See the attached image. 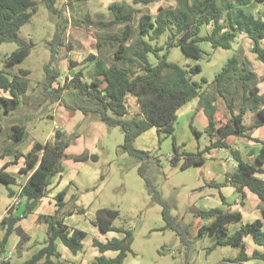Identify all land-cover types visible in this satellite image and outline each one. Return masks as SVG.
<instances>
[{
	"label": "trees",
	"instance_id": "trees-1",
	"mask_svg": "<svg viewBox=\"0 0 264 264\" xmlns=\"http://www.w3.org/2000/svg\"><path fill=\"white\" fill-rule=\"evenodd\" d=\"M47 9L59 14L56 0H40ZM133 3L148 4L154 0H131ZM256 2L261 10L256 14L247 12L245 7ZM113 16L108 21H97L99 27L124 24L120 33H111L106 37L97 39V49L103 43L116 44L113 51L114 60L106 64L104 59L98 58L94 62L93 76L89 81L83 79V71L79 69L66 75L63 83L57 82L60 72L52 65L60 46L63 45L65 34V19L56 25L51 40L48 42L50 56L43 65V78L40 81V96L42 100L56 103L61 101L69 110H80L84 114L94 113L97 119L108 127L119 126L123 132L121 148L129 155L141 160L137 171L143 179L152 200L158 203L165 227L176 232L182 244L190 243L187 236L186 225L180 224L170 212V205L165 200L147 173L150 151L137 148L134 141L137 136L155 127L157 132L164 130L169 134L174 131V122L177 109L189 99L198 96L207 116L205 132L209 137L215 138L208 146L195 153L179 152V145L173 135L175 155L170 157V162L176 164L180 156L183 157L181 168L189 165H198L204 161L203 153L211 148L221 147L228 150L237 167L229 174L228 182L239 193L240 200L245 198L244 189L255 193L260 200V209L264 219V180L256 174L264 173V141L252 137L260 142V150L256 155L259 165L247 163L241 159L240 152L226 142L230 135L247 136L248 129L264 124V94H258L256 74L249 68L245 61L238 57H230L222 69L215 75V90L222 98L225 97L226 86L239 80L242 94L238 110L233 108V99L227 103L229 117L225 122L217 125L214 117V96L207 97L202 90V82L191 80V76L201 69L199 64L183 67L169 61L170 48L177 46L186 55L200 58L201 49L198 43L207 40L213 48H230L231 42L237 34L243 32L250 39L251 51L255 58L264 63V0H175L174 5H158L154 14L147 12L140 15L138 20L140 47H135L131 54L128 50L127 40L131 38L129 22L132 21L133 11L124 10L120 3H111L109 6ZM37 9V0H0V44L16 42L18 47L6 56L5 63L12 64L23 60L33 46L31 40L26 41L18 34L19 28L27 23ZM87 17V16H86ZM212 25L210 32L200 35L201 26ZM164 32L168 36L164 44L151 43L149 39L156 40ZM163 51L162 54L160 52ZM149 53L156 58L155 64L149 60ZM93 59V55H89ZM120 60L125 66L117 63ZM28 69L20 68L18 73L5 71L0 68V110L3 114L12 113L26 96L29 88ZM264 80V76L259 78ZM134 97L138 111L129 112V98ZM70 100L71 103L67 102ZM60 104V103H59ZM61 105V104H60ZM252 125L244 123L247 113H253ZM189 128L195 137L200 132L192 125ZM1 116H0V130ZM27 131L21 124H13L11 132L7 135L0 148V158L11 156L0 168V182L7 186L8 196H19L22 201V212L13 216L11 210L3 216L1 224L5 228L3 238L0 240V254L4 252L8 236L15 232L18 236L17 250L28 249L34 245L39 248L29 259L16 263L10 259L1 260L0 264H66L57 250L56 240H60L68 250L75 254L82 249L81 240L86 232L71 228L65 222L66 215L72 208L66 207L64 200L65 189L55 194L56 207L50 214H39L38 222L46 223L47 227L41 240H33L18 221L28 217L39 205L40 200L49 193L51 179L63 170V160L85 161L94 159L86 153L80 155H67L65 149L76 137L75 133L65 136L61 130L56 129L51 141H35L26 153L19 150L25 141ZM22 165L17 168V175L27 176L20 189L9 188V184H17V175L6 171L9 165ZM83 213V208H77ZM194 215L201 219L198 234L208 235L212 243L208 249L217 246L231 245L240 247V252L228 260L245 261L259 259L264 261V230L260 218L241 224L233 232L229 231V224L240 221L242 215L239 211H230L220 207L208 209H195ZM118 210L108 207L98 208L95 212L96 224L102 233L109 231L123 233L121 238L112 237L105 241L93 238L92 245L100 253L92 264H123L128 253L132 252V234L120 226H115L113 221L118 216ZM250 236L253 242L261 249H254L247 254L244 237ZM117 251L113 257H107L105 251ZM186 264H192L186 261Z\"/></svg>",
	"mask_w": 264,
	"mask_h": 264
},
{
	"label": "rangeland",
	"instance_id": "rangeland-1",
	"mask_svg": "<svg viewBox=\"0 0 264 264\" xmlns=\"http://www.w3.org/2000/svg\"><path fill=\"white\" fill-rule=\"evenodd\" d=\"M120 3L124 10H132L133 18L129 22L131 28V38L127 40L128 55L135 47H140L138 20L143 13H155L158 5H172L175 0H154L148 4L133 3L131 0H56V7L59 14L50 12L40 0H37V9L30 20L19 28V36L26 41L31 40L34 44L29 54L21 61L16 63H5L6 56L18 47L16 42H5L0 44V68L5 71L18 73L20 68L28 69L29 88L23 102L9 114H3L0 110L1 126L0 148L7 135L11 132L13 124H23L27 131L26 145L32 139L38 141H51L56 129H64L67 135L75 133L76 137L70 143V148H76L80 136L81 139L93 138L98 136V141L93 145L92 150L96 153L98 160H89L83 163H68L63 175V183L60 188H66V200L69 202L71 193H75L76 199L72 203L83 207L87 211L86 216L79 215L76 210L74 218L85 223L89 228H85L89 234L91 218H94L98 208L108 207L118 210V216L113 221L115 226L130 230L132 234L131 249L125 257L123 264H247L241 261L225 260L226 257H233L240 252V247L223 245L213 250L208 249L212 243V238L208 235H199L198 226L201 219L194 215L195 209H208L215 207V201L206 196L211 190L218 194L221 187L228 186L219 183L217 188L210 186L209 179L219 181V177L212 172L203 176L207 170H211L214 162L225 167H232L235 161H226V157H231L226 150H217V161L206 158L204 164L189 165L181 168L183 157L180 156L176 164L170 162V157L175 155L173 147V135L176 144L183 143L181 150L194 151L197 143L203 146L206 139L197 140L189 128V121L197 107L202 106L198 96L189 99L181 105L177 111V119L174 123L172 134L164 130L150 129L141 137L148 136L150 157L148 158L147 173L161 196L170 205V212L176 217L177 221L186 225L190 243L182 244L176 232L169 227H165V221L161 215L162 207L154 202L148 193L143 179L138 174V167L141 160L127 154L122 148L123 132L119 126L108 127L105 125L106 133L98 132L88 122V119L80 121L71 127L72 120L67 122V116L58 113H68V118L80 113H72V110L64 109L63 103L59 101L50 103L42 100L40 96V81L43 78V65L48 61L50 49L48 42L51 40L57 24L65 19L66 30L63 36V45L59 47L55 56L53 66L60 72L58 80H64L66 75L72 71L82 69L84 76L88 79L89 74L94 70V62H89V55L97 54L103 57L107 63L114 60L113 51L116 44L103 43L97 49L96 41L106 37L111 33H120L124 29V24L112 25L109 27H99L97 21H108L113 14L109 9L111 3ZM247 12L254 14L261 10L260 4L252 2L245 7ZM87 16V17H86ZM212 25L201 26L200 35L210 32ZM168 32H164L156 40L144 36L145 40L151 43L164 44ZM101 40V39H100ZM198 46L201 49L200 58H193L186 55L179 47L170 48L168 60L175 62L183 67H191L199 64L201 69L191 76V80L202 82V90L205 96L217 99L218 110L223 112L224 117H229L227 103L233 99V108L238 110L241 100V86L239 80L230 82L225 89V97L222 98L215 90V75L226 64L227 60L236 56L240 61H245L249 68L255 71L264 69V63L255 58L251 51V42L246 37L237 36L231 42L230 48H213L207 40L200 41ZM163 51L160 52L162 54ZM149 60L155 64L157 58L149 53ZM122 64V61L119 62ZM73 70H69V69ZM70 71V72H69ZM259 78H256L258 81ZM60 82V81H59ZM61 83V82H60ZM264 87V81L260 84ZM67 102L71 103L70 100ZM213 104L216 107L215 100ZM66 108V107H65ZM74 111V110H73ZM89 115H95L89 113ZM205 116L203 113L192 118V125L197 130H202ZM253 118H249L248 122ZM60 127V128H59ZM24 143L20 145L23 150ZM28 148L30 146L27 145ZM26 149V148H24ZM206 153V152H205ZM204 153V154H205ZM232 158V157H231ZM67 163V162H66ZM263 174V173H261ZM258 174L257 177L261 178ZM262 179V178H261ZM263 180V179H262ZM226 185V186H225ZM9 188L18 189L17 184H9ZM59 189V187H58ZM7 186L0 182V210L2 211L10 198L7 193ZM234 195L230 196L232 210L239 206L233 203ZM239 199V198H238ZM240 201V199H239ZM239 203V202H238ZM32 216V215H31ZM29 216L28 218H31ZM26 222V220H24ZM23 221V222H24ZM23 225L28 228L25 225ZM29 222V221H28ZM245 221H236L229 224V231L233 232ZM93 228V227H92ZM29 229V228H28ZM110 236L120 237L122 233L111 232ZM101 239L109 236L99 233ZM38 239L44 237V232L37 234ZM88 238L83 242L88 245ZM246 244V243H245ZM249 246H247L248 249ZM67 250V249H66ZM252 264H264V261L254 259Z\"/></svg>",
	"mask_w": 264,
	"mask_h": 264
},
{
	"label": "crops",
	"instance_id": "crops-1",
	"mask_svg": "<svg viewBox=\"0 0 264 264\" xmlns=\"http://www.w3.org/2000/svg\"><path fill=\"white\" fill-rule=\"evenodd\" d=\"M172 5H174V4H172ZM237 36H240V37L244 36L248 40H250L246 36V34H244L243 32L237 34ZM100 47H98V49H100ZM126 54H128V50H127ZM92 55H93V59H89L90 60L89 62H91V63L95 62L98 58L104 59L100 55H97V54H92ZM104 61H105L106 64L110 63V62L107 63L105 59H104ZM119 62H120V60H117L118 65L125 66L124 62H122V64H120ZM69 70L71 71L73 69L71 68ZM77 70H79V69H77ZM77 70H75V71H77ZM251 70H253V69H251ZM253 71L255 72V74H256V76L258 78H260L261 76H264V69H262L261 71H255V70H253ZM73 72H74V70L72 71V73ZM92 76H93V72L91 74H89V76H88L89 78L88 79H86V77L83 75V79L89 81ZM262 81H264V80H260L259 79L257 81V84H256L257 87H258V94H264V87L260 86ZM214 100L216 102V108H215L216 110H215L214 117H215V119L217 121V125H220L223 122H225L228 117H224L222 115L223 112L220 113V111L218 110V107H217V99L215 98ZM129 102H130L129 103V105H130L129 106V112L133 113V112L138 111V107H137V104L135 102V98L131 97L129 99ZM62 109H63V106L59 108L58 113L67 116V122H69V120H72L71 127H73L75 124L79 123L80 121L88 119V122L90 124H92V127L95 130H97L98 132H101V133L104 131L106 133V130L104 128L105 124L100 122L95 115H91L90 116L89 114L82 113L80 110H74V111L72 110V113L73 112H75V113L78 112L80 114H77L75 116H72V117L68 118L69 114L68 113H64V111L61 112ZM64 109H67V107L66 108L64 107ZM177 111H178V109H177ZM177 111H176V119H177ZM201 113H203V115L205 116L206 119L204 121L203 117L201 116V120L203 121L202 122L203 123L202 130H198L200 132V135H199L198 138L197 137H195V138L197 140H199V138L200 139H206L204 145L200 146L199 143H197V147H196V149L194 151L181 150L180 152L184 151V152L195 153V152H197L199 150H202L206 146H208L211 141L215 140V138L211 139L209 137V135L205 132V128L207 126L208 120H207V116H206V114L204 112L203 106L197 107V109L194 111V113L192 114L191 117L194 118L197 115H201ZM253 116H254V112L253 113H247L245 115V117H244V123L246 125L251 126L253 120L252 121L250 120L248 122V119L252 118ZM21 125H23V124H21ZM24 128H25V126H24ZM154 128L155 127H150L147 131H149L150 129H154ZM60 130L63 132V134L65 136H67V134L65 133L64 129L60 128ZM147 131L143 132L142 134H140L139 136L136 137V139L134 141V145L137 148L149 151V148H150L149 144L151 143L152 139L149 140L148 136H145V138H143V139L141 138V137H144L142 135H144ZM247 132L249 133L250 137L230 135V136H228L226 138V142L228 144H230V146L232 148H235V149H237L240 152L241 159L243 161H245L247 163H252L254 165H259L257 163V161H256V155L259 152L261 145H260V142L254 141L252 139V137H255V138H258L259 140H263L264 141V124H261V125H258L256 127L251 128V129H248ZM35 141H38V140L32 139L31 142L27 144V145L30 144V146L28 148V146L26 145V140H25L23 142L24 143L23 150H21L20 148H19V150L21 152H23V153H26L28 150H30V148L32 147V145H33V143ZM45 141H47V140H45ZM45 141H40V142H45ZM77 141H78V144H77L76 148L71 149L70 145H68L66 147V149H65V153L67 155H80V154L86 153L88 156H94V159H88V160H85V161H74V160L68 158V159L63 160V163H62L63 164V170H62V172L60 174L54 176L51 179V184L49 185V193L40 200L39 205L36 207L34 212L29 215V216L32 215L31 218H28L29 217L28 216L26 218L21 219L20 221H18L16 223V225H20L23 228V230L26 233H28L31 236V238L33 240H35V241L36 240H41V239H38L37 234L42 233V232L45 233V230H46V227H47L46 223L38 222L36 220L37 216L39 214H50V213H52L54 211L55 207H56V205H55V203H56L55 194L58 191L63 190V189H65V191H67L65 187L60 188V185L65 186L64 183H63V175H64V172L66 170V165L68 163H72V164H75L74 166L76 167L77 163L81 164V163L87 162L89 160H92V161H97L98 160V157H97L96 153L92 150L93 145H95V143L98 141V136L97 135H94L93 138H89V139H84V138L81 139L80 136H78ZM178 145L180 147L182 145L184 146L183 143L178 144ZM24 148H26V149H24ZM217 150H225V149H223L221 147L211 148L210 150L206 151V153L204 152L205 154L203 153L202 156L204 158V161H205V159L207 157L212 159V160H214V161H217V157H216V151ZM178 151H179V149H178ZM226 151H228V150H226ZM11 159H12L11 156H4V157L0 158V168L2 167V165L5 162L10 161ZM232 159L233 158L228 156V157H226L225 160L229 162V161H232ZM204 161L201 164H204ZM21 165H22V161L20 160L18 162V164L9 165L5 170L17 175V172H16L17 168L19 166H21ZM260 166L262 168H264V164H261ZM236 167H237V164H234L232 167H225L222 164H217V163L214 162V165L211 167V170L208 169L207 172L203 173L202 175L205 176L207 174L208 175L210 174V177H211L213 175L212 174V172H213L215 174V176L219 177V179H218L219 181H216L215 179H213L214 177L212 179H209L211 187L217 188L219 183H225L228 186L225 185L226 186L225 188L221 187V189H219L217 191L218 194H214V192L211 190L210 192L206 193V196L212 198L215 201V204H217L216 205L217 207H220L222 209H227V210H230V211H239L241 213V215H242V218H241L240 221L244 220L245 221L244 223L250 222V221H252L254 219H257V218H260L263 221L262 229L264 230V219H263V216H262V213H261V209H260V200L257 197V195L245 188L244 189L245 198L242 201L241 200L239 201V199H240L239 193L237 191H235L234 186L231 185L228 182L229 174ZM257 175L258 174H256V176ZM26 178H27V176L17 175V185H18V189H16L17 192L20 189V185L25 182ZM58 187H59V189H58ZM232 194L234 195V198H233L232 202L239 206L236 210H232L231 201H230V196ZM15 198L19 199V202L17 204L14 203ZM74 199H76L75 193H71L70 194L69 202H68V200H66V195H65L64 200L66 202V207L72 208V211H71L70 214L66 215V217L64 219V222L69 227H71L72 229L73 228H78V229H81V230L86 232L85 236L81 240L82 249L77 251L75 254H72L68 250V248L65 247L62 244V242L60 240H56L57 250L60 252L61 258L65 261L66 264H92V262L95 260L96 256H98L100 254L98 252L97 248L92 245L93 238H97L100 241H105V240H107L109 238L115 237V236H110L111 235L110 233L114 232V231H109L107 233H104V234H107L109 236H104V237H107V238L106 239L105 238L101 239V236L98 235L101 231L99 230V228H98V226L96 224V215H95L94 218H91L90 221H89V223L91 225V228H90L91 232H93V234H89L88 231H86V229H85V228H89L87 226V224L85 223V220L81 221L79 219L74 218L75 213H73V212L77 208H83V207H79V206H76L75 204H73L72 200H74ZM21 203H22V201H21V198L19 196L15 195L13 197H10L8 199L7 203L5 204L4 209L2 211L0 210V221H1L3 216L8 214L9 210H11V214L13 216L20 215L21 212H22V204ZM209 208H211V207H209ZM86 214H87V211H84L83 213H80L79 215L86 216ZM24 220H26V222ZM23 221L25 222V225L29 229L26 228L23 225V223H24ZM244 223L242 222V224H244ZM4 232H5V228L0 222V240L3 238ZM116 233H120V232H116ZM121 237L122 236H120L118 238H121ZM86 238H88L89 240H88V245L85 247L83 242H84V240ZM18 239H19V236L15 232H12L8 236L7 242H6V245H5V248H4V252L0 254V261L1 260H6V259H10L11 261L16 262V263H22L24 260L29 259L35 252H37V250L39 248L38 245H34V246H32V247H30L28 249L23 248L21 251H18L17 250ZM243 240L246 243L245 244V248H246L247 254H251V252L254 249H261L259 246H257L253 242L252 238L249 235L245 236ZM221 246H223V245H221ZM247 246H249L248 249H247ZM116 253H117V251L108 250V251H105L103 254L105 256H107V257H113V256L116 255ZM235 256L226 257L225 260L226 259L228 260L230 258H234ZM252 260H254V259H249V260H245V261H241V262H245L247 264H252V262H251ZM257 260H259V259H257Z\"/></svg>",
	"mask_w": 264,
	"mask_h": 264
},
{
	"label": "built area",
	"instance_id": "built-area-1",
	"mask_svg": "<svg viewBox=\"0 0 264 264\" xmlns=\"http://www.w3.org/2000/svg\"><path fill=\"white\" fill-rule=\"evenodd\" d=\"M58 81H60L61 84H62L64 80H58ZM129 99H130V98H129ZM129 99H128V100H129ZM260 177L264 180V174H261ZM18 202H19V199H18V198H15L14 203L17 204Z\"/></svg>",
	"mask_w": 264,
	"mask_h": 264
}]
</instances>
